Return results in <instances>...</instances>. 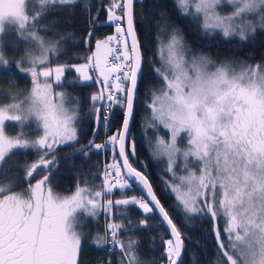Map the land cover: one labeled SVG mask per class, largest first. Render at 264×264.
Masks as SVG:
<instances>
[{
    "label": "snow or ice",
    "instance_id": "snow-or-ice-1",
    "mask_svg": "<svg viewBox=\"0 0 264 264\" xmlns=\"http://www.w3.org/2000/svg\"><path fill=\"white\" fill-rule=\"evenodd\" d=\"M76 3L38 0L39 6L29 11L30 0H0V72L23 74L32 85L23 96L9 89L7 102L0 103V264H79L89 238L107 251V264L117 250L119 264H142L138 241L121 239L135 231L133 209L142 213L141 229L155 217L157 231L169 236L161 238L159 264H184L188 234L175 215L185 226L194 220L212 225L213 264H264V62L214 66L209 56L185 47L178 28L168 32L166 23L155 35V48L146 49L137 32V0H100L95 16L92 0H85L91 26L80 42L91 54L60 64L75 35L50 38L48 31L57 22L42 21L52 10ZM139 3L143 7L144 0ZM176 5L205 36L247 41L257 28L264 29V0H176ZM225 5L230 13L221 15ZM101 12L106 13L103 21ZM100 24L113 27L114 33L96 38L93 48ZM9 39L15 47L25 46L18 60L8 58ZM145 64L152 82L141 92ZM86 86L94 91L88 98L85 143L83 101L69 89ZM138 107L145 138L148 129L154 135L161 128L168 133L167 139L157 135L148 146L165 165L161 180L174 200L171 208L158 198L149 162L137 151L132 127ZM6 122L15 123L17 130L8 132ZM184 138L187 144L181 148ZM68 148L76 151L65 159L104 155L105 162L92 183L78 182L70 195L60 196L53 177L59 182L60 153ZM17 152L35 157L19 168L12 159ZM20 184L27 187L15 191ZM101 215L103 233L86 234L89 222L98 223Z\"/></svg>",
    "mask_w": 264,
    "mask_h": 264
},
{
    "label": "trees",
    "instance_id": "trees-1",
    "mask_svg": "<svg viewBox=\"0 0 264 264\" xmlns=\"http://www.w3.org/2000/svg\"><path fill=\"white\" fill-rule=\"evenodd\" d=\"M29 11H33L35 7H38V0H30ZM85 0H77V3L72 6L64 8H57L52 10L47 17L42 21V24L52 25L54 22L55 27L48 31V36L60 37L75 35V39H68L65 45V51L67 55L63 56L59 63L63 64L66 60H77L79 57H86L91 53L87 47L81 43V39L87 35V31L90 28V23L87 19V14L84 11ZM101 7L100 0H92V16L96 15L95 9ZM136 25L139 40L145 48H155L156 41L155 35L160 30V26L167 24L168 32L173 27L180 30L184 37L185 47L190 49L195 54L204 53L211 58L214 66H219L221 63H231L233 61H244L248 64H257L264 62V30L256 31L254 35H251L247 41H240L239 38L233 37L225 39L222 34H216L214 36H205L202 34V29L198 24L191 23L190 17H184L176 5V0H144V5L141 7L139 0H137L135 8ZM163 16V19H161ZM106 19V13L101 12L100 20ZM149 29H151V36H149ZM168 32L163 34L164 42H167ZM114 33V28L107 24H100L96 29L95 36L92 40V47L95 46L96 38H103L109 34ZM8 58L10 60H18L25 50L24 44L21 42L19 47H15V42L11 39L7 42ZM156 63L159 65L160 60L156 57ZM144 71L146 78L141 82L140 90L144 91L145 86H151L152 76L149 74V66L145 64ZM68 79L72 78V73L66 74ZM15 80L16 83H10ZM32 85L30 78H25L20 73L0 72V103H6L8 97L4 95L9 89H14L21 93V96L27 95ZM67 89V85L64 86ZM64 89L58 88L57 91ZM73 93H78L80 99L83 101L82 112L84 115L81 117L83 123L80 125L82 132V139L87 142L88 136L86 135L89 130L88 119V98L94 89L90 86L77 87L69 89ZM143 101H141V105ZM142 118V110L138 107L137 119L132 127V135L136 138L137 151L140 154L141 159L149 162L148 172L151 176V182L155 186V191L162 204L171 208L174 204V200L170 198L168 191L165 190V186L161 180V170L164 168V164L160 160L155 159L151 153V148L148 146L149 142L152 144L156 141L157 135H163L164 138H168L167 130L161 128L157 135L153 134L152 129H148L147 138H145L144 132L140 127ZM150 118V116H149ZM27 127V126H26ZM35 127V125H31ZM6 129L8 132H15L17 130L16 124H7ZM103 139V130H101V141ZM187 144L186 138L180 142V147L184 148ZM75 149H64L60 153L61 163L59 164V182L57 177H53L54 191L57 195L65 196L70 195L79 182L83 184L85 180L92 183L94 174L98 173L102 169V165L105 162V156L99 157L93 155L91 158L85 161L83 156H77L75 160L65 159L67 156H71ZM35 157V153L24 154L23 152H17L13 156L15 166L22 168L26 161H32ZM109 162L110 154H109ZM99 164L101 168H94L93 166ZM39 178V177H38ZM35 183V181H33ZM101 183L99 179L95 180V184L98 186ZM26 184H20L15 191L25 189ZM118 196V193H117ZM142 218V213L139 210H131V219L135 225L134 232H125L121 235L122 240H127L129 236L137 240L139 247L137 249V255L142 261V264H159L161 257L163 256L162 237L169 238L163 231H157L158 221L155 217H151L148 220V227L141 229L139 227V220ZM175 222L182 228L184 232L188 234L185 243L184 264H213L215 247L213 240L209 235V230L212 227L207 220H194L191 226H185V221L181 219L179 215H175ZM223 220L221 226H223ZM104 219L103 216L98 220V223L93 224L89 222L85 228V233L89 236L96 235L98 232L103 233ZM199 241V243H197ZM108 254L103 248L96 247L92 240L87 239L81 247L79 254V264H100L103 260L104 264H107ZM121 259V253L119 250L115 254L111 255L112 264H119ZM163 264H167L166 260Z\"/></svg>",
    "mask_w": 264,
    "mask_h": 264
},
{
    "label": "rangeland",
    "instance_id": "rangeland-1",
    "mask_svg": "<svg viewBox=\"0 0 264 264\" xmlns=\"http://www.w3.org/2000/svg\"><path fill=\"white\" fill-rule=\"evenodd\" d=\"M225 7V11H223V12H221V15H227V14H229L230 13V6H228V5H225L224 6ZM261 30H264V29H259V28H257V30L256 31H261ZM237 38H239L238 36H236ZM231 38H233V37H231ZM9 41V40H8ZM7 41V42H8ZM166 43V42H165ZM214 70V69H213ZM41 79H43V78H41ZM7 124H15V123H13V122H6V125ZM156 142V141H155ZM155 142L153 143V144H155ZM151 153H152V149H151ZM24 189H22V190H18L17 192H20V191H23Z\"/></svg>",
    "mask_w": 264,
    "mask_h": 264
},
{
    "label": "water",
    "instance_id": "water-1",
    "mask_svg": "<svg viewBox=\"0 0 264 264\" xmlns=\"http://www.w3.org/2000/svg\"><path fill=\"white\" fill-rule=\"evenodd\" d=\"M169 237V236H168Z\"/></svg>",
    "mask_w": 264,
    "mask_h": 264
}]
</instances>
